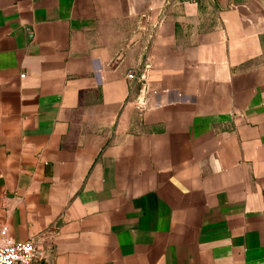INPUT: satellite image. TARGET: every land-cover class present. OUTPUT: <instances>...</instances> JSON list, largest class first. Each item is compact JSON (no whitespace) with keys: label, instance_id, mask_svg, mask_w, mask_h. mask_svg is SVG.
<instances>
[{"label":"crops","instance_id":"crops-1","mask_svg":"<svg viewBox=\"0 0 264 264\" xmlns=\"http://www.w3.org/2000/svg\"><path fill=\"white\" fill-rule=\"evenodd\" d=\"M2 230L36 264H264V0H0Z\"/></svg>","mask_w":264,"mask_h":264},{"label":"built area","instance_id":"built-area-1","mask_svg":"<svg viewBox=\"0 0 264 264\" xmlns=\"http://www.w3.org/2000/svg\"><path fill=\"white\" fill-rule=\"evenodd\" d=\"M200 1L202 0H184L190 3ZM127 77L131 80L137 79L132 72ZM140 104L145 105L142 99ZM44 255L41 245L35 240L14 243L7 238L6 230L0 232V264H36Z\"/></svg>","mask_w":264,"mask_h":264},{"label":"water","instance_id":"water-1","mask_svg":"<svg viewBox=\"0 0 264 264\" xmlns=\"http://www.w3.org/2000/svg\"><path fill=\"white\" fill-rule=\"evenodd\" d=\"M51 261H52V256L50 255V256H47V257L45 258V260L43 261V263H41V264L50 263Z\"/></svg>","mask_w":264,"mask_h":264}]
</instances>
